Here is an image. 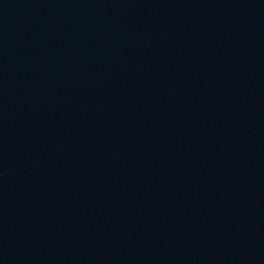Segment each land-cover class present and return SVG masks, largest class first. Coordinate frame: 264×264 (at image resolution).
Returning <instances> with one entry per match:
<instances>
[{"label":"water","instance_id":"95a60500","mask_svg":"<svg viewBox=\"0 0 264 264\" xmlns=\"http://www.w3.org/2000/svg\"><path fill=\"white\" fill-rule=\"evenodd\" d=\"M0 264H264V0H0Z\"/></svg>","mask_w":264,"mask_h":264}]
</instances>
